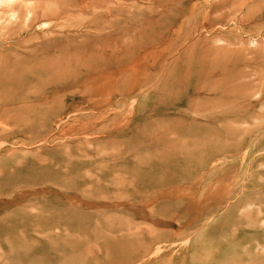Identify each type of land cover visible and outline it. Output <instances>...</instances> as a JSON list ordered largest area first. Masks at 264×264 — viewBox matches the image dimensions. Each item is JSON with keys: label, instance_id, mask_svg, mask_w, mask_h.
I'll list each match as a JSON object with an SVG mask.
<instances>
[{"label": "rangeland", "instance_id": "1", "mask_svg": "<svg viewBox=\"0 0 264 264\" xmlns=\"http://www.w3.org/2000/svg\"><path fill=\"white\" fill-rule=\"evenodd\" d=\"M0 264H264V0H0Z\"/></svg>", "mask_w": 264, "mask_h": 264}]
</instances>
